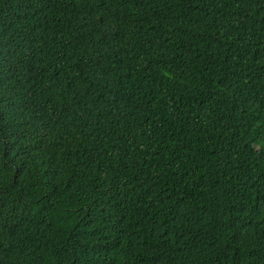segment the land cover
Masks as SVG:
<instances>
[{"label": "trees", "instance_id": "trees-1", "mask_svg": "<svg viewBox=\"0 0 264 264\" xmlns=\"http://www.w3.org/2000/svg\"><path fill=\"white\" fill-rule=\"evenodd\" d=\"M0 264H264V0H0Z\"/></svg>", "mask_w": 264, "mask_h": 264}]
</instances>
